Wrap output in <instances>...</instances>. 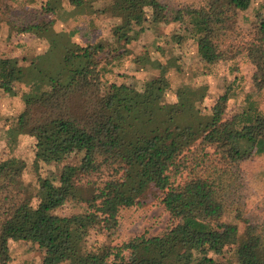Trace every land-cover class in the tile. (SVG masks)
Returning <instances> with one entry per match:
<instances>
[{"label":"trees","instance_id":"trees-1","mask_svg":"<svg viewBox=\"0 0 264 264\" xmlns=\"http://www.w3.org/2000/svg\"><path fill=\"white\" fill-rule=\"evenodd\" d=\"M250 1L167 6L160 0H67L63 15L85 22L113 13L119 22L112 33L122 44L136 39L145 24L184 23L177 42L191 38L206 64L245 54L254 67L252 83L260 89L264 17L247 31L237 22ZM14 2L0 0V21L7 18L11 29L60 34L53 30L55 17L19 26L11 13ZM60 8L61 0H46L39 12ZM79 31L75 27L69 34ZM81 34L85 43L68 41L42 62L0 56V90L12 92L20 82L29 89L7 128L10 141L22 133L34 136V165L80 154L79 163L64 164L56 179L38 174L33 182L22 179L19 159H0V264L8 262L13 238L42 249L39 264H215L209 253L228 247L239 264H264V220L248 215L239 172L241 162L264 158V114L248 101L226 118L227 101L235 94L231 86L214 99L210 119L197 105L202 95L192 98L190 86L178 87L175 99L165 102L167 65L147 55L132 63L149 62L158 75L140 88L117 78L105 83L104 73L124 51L93 40L90 30ZM153 200L173 223L151 236L111 243L120 210ZM66 203L84 210L58 214ZM225 214L232 220L220 221ZM92 230L105 240L87 245Z\"/></svg>","mask_w":264,"mask_h":264},{"label":"rangeland","instance_id":"rangeland-1","mask_svg":"<svg viewBox=\"0 0 264 264\" xmlns=\"http://www.w3.org/2000/svg\"><path fill=\"white\" fill-rule=\"evenodd\" d=\"M45 1L34 0L32 3H25L18 0L12 3L11 13L15 18L14 21L20 24L19 26H23L39 19L55 17L53 30L59 31L60 34L53 36L46 30L17 31L11 29L7 18L3 17L0 21V56L17 58L23 64L29 61L42 62L58 54L68 41L85 43L88 39L81 32L87 29L90 30L93 40H100L118 48L119 51H124L119 61L112 66V70L104 73L105 83L117 78L140 88L143 81L158 75V70L149 62L132 63V58L147 55L152 60L167 65L169 85L163 94L165 102L175 99V91L178 87L190 86L194 92L192 98H196L199 94L202 95V98L197 100V105L203 111L205 118L210 119V107L214 99L227 86H231L235 94L227 101L226 118L240 113L249 105L248 101L254 103L257 109L264 114V86L259 89L253 85L251 74L254 67L245 54L241 53L213 64H206L201 59L197 46L191 38H184L181 42L176 41L174 36L184 32V23L179 22L145 24V30L139 32L136 39L122 44V41H118L112 33V27L119 22L117 15L105 12L88 17L89 22L88 19L85 22L74 21L72 17L63 15L64 9L69 8L67 0H61L62 8L57 9L55 13L40 14L39 7ZM160 1L167 6L181 4L196 6L201 0ZM262 17H264V0H251L246 9L238 12V26L243 31H247ZM75 27L81 32L70 35L69 31ZM120 73L125 77L117 75ZM28 91V86L23 82L17 83L12 92L0 90V159L7 157L19 159L25 166L22 174L24 182H33L38 174L53 176L56 179L64 164L79 163V153H73L59 162L42 163L39 161L37 165H34L35 137L22 133L10 141L7 134V128L23 105V95ZM239 168L245 186L243 192L247 213L251 219L264 220V158L262 156L252 157L241 162ZM36 201L37 199H33L32 204ZM83 210V207L66 203L57 209V213L71 215ZM228 220H232L231 214H225L220 221ZM172 223L168 213L158 201L133 205L120 210L117 230L110 242L120 244L129 237L142 233L151 236ZM103 240H105L103 233H96L92 230L87 236V245L99 244ZM8 246L10 257L6 264H39L43 256L42 249L22 238L9 239ZM209 256L215 264H239L233 247H228L220 254L209 253Z\"/></svg>","mask_w":264,"mask_h":264}]
</instances>
